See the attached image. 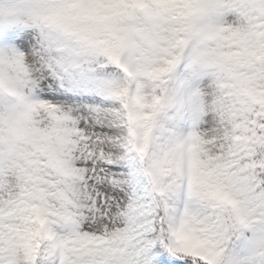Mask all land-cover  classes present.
I'll list each match as a JSON object with an SVG mask.
<instances>
[{"label": "snow or ice", "instance_id": "6c2138e0", "mask_svg": "<svg viewBox=\"0 0 264 264\" xmlns=\"http://www.w3.org/2000/svg\"><path fill=\"white\" fill-rule=\"evenodd\" d=\"M0 264H264V0H0Z\"/></svg>", "mask_w": 264, "mask_h": 264}]
</instances>
